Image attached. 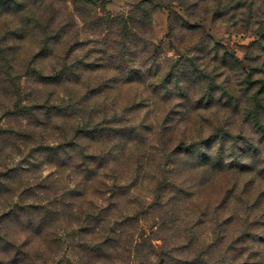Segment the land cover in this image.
Returning a JSON list of instances; mask_svg holds the SVG:
<instances>
[{
    "label": "rangeland",
    "instance_id": "rangeland-1",
    "mask_svg": "<svg viewBox=\"0 0 264 264\" xmlns=\"http://www.w3.org/2000/svg\"><path fill=\"white\" fill-rule=\"evenodd\" d=\"M186 1L45 0L42 7L32 8L35 19L44 28H29L20 33L22 39L7 38L0 43V264H158L156 255L141 256L151 251L166 253L174 261L204 259L212 264L225 263L223 260L226 264H264V172L261 170L264 164L258 163L256 170L241 174L211 175L196 171L189 174L183 169L165 173L175 178L186 192L179 203L174 198L176 194L161 189L156 157L154 161L141 159L143 165L135 171L134 157L127 150L126 161L107 162L99 170L96 168L97 174L88 184L91 188H86L84 177H92L86 169L95 166V162L88 160L85 165L70 150L72 158L65 156V162L58 164L42 152L51 146L68 151L70 145L80 143L83 151L92 157L102 155L103 151L107 156L109 144L89 140L83 133L93 127V122L110 120L109 102L120 113L122 101L124 104L126 98L147 92L143 84L128 85L108 89L109 93L101 99L93 97L91 105L86 101L98 90L93 88L97 77L117 76L119 71L112 70L108 59H121L119 49L126 28L143 35L147 43L160 46L161 61L165 63L179 55L196 56L199 49L220 45L218 48L228 51L238 68L250 75L251 83L247 85L244 75L236 76L239 70L216 65L209 54L204 59L209 68H216L217 81L237 97L239 107L250 108L247 98L252 92L264 98V39L261 48L254 45L259 34L264 33V0L250 3L248 28L236 17L231 19V12L223 17L214 16L215 0L191 10L195 16L190 19L181 6ZM175 14L193 25V29L170 32V19ZM132 21L138 23V30L133 29ZM17 25V18L0 19V39ZM46 37L51 39L49 48L43 49L41 55ZM93 63L105 68L91 72L82 66ZM76 64L84 72L82 85L63 86L42 80L61 70L62 65ZM102 90L105 93L107 88ZM138 107L132 112L123 111L134 123L144 122L146 145L150 146V139L154 141V138L149 137L153 135L145 127L160 122L162 106ZM104 110L108 112L105 115ZM204 115L207 120L226 121L234 132L258 140L250 121L243 122L242 117L231 116L218 106ZM107 125L104 123L101 128ZM203 125L197 131L196 124L190 122L186 126L188 138L195 139L198 132H207L208 126ZM182 130L172 131L171 137H177ZM261 155L264 157V153ZM81 190L85 195L76 198ZM73 191L77 194L73 195ZM239 199L251 204L250 211L245 212ZM222 202L224 205L218 208ZM25 205L62 214L53 219L51 228L36 235L16 228L11 220L10 214L16 206ZM105 208L110 209L106 211L107 229L112 232H109L111 237L119 239V246L106 260H90L81 247L93 245L102 235L88 232L89 218ZM149 243L154 249L151 250Z\"/></svg>",
    "mask_w": 264,
    "mask_h": 264
},
{
    "label": "trees",
    "instance_id": "trees-1",
    "mask_svg": "<svg viewBox=\"0 0 264 264\" xmlns=\"http://www.w3.org/2000/svg\"><path fill=\"white\" fill-rule=\"evenodd\" d=\"M44 1L0 0V19H6L7 16L18 19L16 29H8L4 37L0 39V43L5 42L7 38L18 41L22 39L20 33L25 32L29 28L42 26L41 21L38 18L35 19V9L32 8L34 6L42 7L45 3ZM209 1L187 0L181 6L186 17L193 19L195 15L191 10L200 8ZM251 2L252 0H215L216 7H214L212 13L214 16L223 17L228 12H231V19L236 17L237 20H240V23L244 24L245 28H248L252 8ZM141 22L144 23V21ZM233 23L237 24L236 21H233ZM133 24V29L138 30V23ZM42 27L44 28V25ZM192 27L193 25L187 23L183 17L176 14L172 17V21L170 19L169 31L172 33L176 30L190 31L193 29ZM125 31L124 41L119 49V51H122L120 54L121 59L116 58V61L108 59L112 70L119 71L117 76L115 78L112 76L109 79L101 76L97 77L93 83V88L98 90H94V95L87 97L86 101L90 104L89 102H91L93 97L96 96L101 99L102 96L108 94V89L113 90L128 85L143 84L147 92L146 94L141 93L140 96L135 95L132 98H126L124 104L122 101L121 107L119 106L121 108L119 110L120 113H116V108H111V103L109 102L110 109L108 110L106 107L105 109L111 113L110 120L93 122V127L83 133V136L89 137V140L103 141L109 144L110 150L107 156L104 155L103 151L102 155L98 154L92 157L83 151L84 149H82L80 143L76 144V146L70 145L68 151H63L54 146L46 147L42 150L43 153L46 152L51 160L58 162V164L65 162V156L72 158V153L74 152L76 155H79V158H81L85 165L88 160L95 162V166L86 169L87 172L92 173L91 178L84 177L87 184L86 188H91L88 184L94 178V174H97L96 168L99 170L107 162L117 164L119 160L126 161L127 150L134 157L132 163H134L133 170L135 171L141 169L143 159L154 161L156 157L155 163L160 175V187L163 185L161 188L163 191L176 194L174 198L179 199V203L183 202L186 192L175 178L172 179L169 175H165V173H171L176 169H183L186 172L188 171L189 174L191 171L211 175L222 172L241 174L256 170L258 163L264 164V157L261 155V152L264 153V105L261 104L262 101L264 102V98L259 97L256 94L257 92H252L249 98H247L250 108L239 107L237 97L232 95L224 83L217 81L219 75L216 72V68H209L208 61L206 62L204 59L211 54V60L216 65H227L236 71L239 70L236 76L240 77L244 75L246 78L245 82L247 85L250 84V75L244 69L238 68V63L232 55H229L228 51L223 48L219 49L220 45L214 44V48L199 49V55L189 57L179 55L175 60L165 63V61H161L160 46L155 43H147L143 35L140 36L139 33H135L128 28ZM262 39H264L263 32L259 34V39L254 45L259 47ZM50 40V37L43 39L41 55L43 54V49L45 51L48 50ZM147 45H149V49H146ZM5 48H9V45H6ZM205 50H208V52ZM164 63L166 67H163ZM82 66L86 68V71L91 72L105 68V65H98V63H93L92 65L83 64ZM60 69L51 76L43 77L42 80L55 82L63 86L70 83H79L81 85L85 83L83 79L84 72L79 64L68 67L62 65ZM102 87L107 88L105 93ZM247 95V92H245V96ZM157 104L162 106V117L160 122L155 126H152L150 123L147 125L148 127H145V130L147 129L153 135H149V137L154 138V141L150 139L151 145L147 146L146 141L148 137L144 136L145 133L142 128L144 122L134 123L127 112L135 111L139 108L138 106L143 105L150 108L157 106ZM215 106L222 108L226 112L229 111L231 116L242 117L243 122L250 121L249 123H251L253 131L258 136V140L251 139L243 132H234L233 128L226 121L223 123L219 122V118L215 120L205 119V112L210 111ZM92 108H95V106H92ZM123 109L128 110L126 115ZM103 113L105 115L108 112L104 110ZM190 122L196 124L197 131L198 129H203V123H206L208 126L207 132H198L195 139L193 137L189 139L186 134V126ZM104 123L108 124L107 127L101 128ZM177 129H183V132H180L175 138L171 137V132ZM113 141H118L120 145L117 146V143ZM168 144L171 146L170 148H168ZM168 166H172V169L168 170ZM261 170L264 172V165ZM73 192V195L77 194V192ZM83 195L85 193L81 190L75 197L80 198ZM239 201L238 203L243 206L245 212L250 211L251 204L244 201V199H239ZM223 205L224 203L222 202L218 208H221ZM103 210L101 209L90 215L89 223H91V227L88 230L92 235L101 234L102 238L96 242L94 241L93 245L81 247V252H85L90 260H106L113 254L114 249L119 246V239L111 237L110 234L112 232L107 229L106 211L110 209L105 208ZM58 214L62 213L57 210L49 211L47 208L38 210L32 208V206L25 205L16 206L10 216L16 228H23L26 232L40 235L45 232V229L51 228L50 224L53 222V219L57 218ZM245 234L243 233L242 235L245 236ZM149 246L151 250L154 249L152 243H149ZM227 251H229V247ZM151 255L159 257L158 264H212L209 261H204V259H201L200 262L190 260L174 261L166 253H152V251L141 256L143 258L144 256H149L150 258ZM222 262L225 263L217 264H226V260ZM213 264L216 263L214 262Z\"/></svg>",
    "mask_w": 264,
    "mask_h": 264
}]
</instances>
